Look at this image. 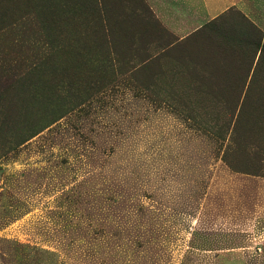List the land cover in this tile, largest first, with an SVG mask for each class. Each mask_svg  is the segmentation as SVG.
Here are the masks:
<instances>
[{"label":"rangeland","instance_id":"obj_1","mask_svg":"<svg viewBox=\"0 0 264 264\" xmlns=\"http://www.w3.org/2000/svg\"><path fill=\"white\" fill-rule=\"evenodd\" d=\"M136 1L0 0V264H264V23Z\"/></svg>","mask_w":264,"mask_h":264},{"label":"crops","instance_id":"obj_2","mask_svg":"<svg viewBox=\"0 0 264 264\" xmlns=\"http://www.w3.org/2000/svg\"><path fill=\"white\" fill-rule=\"evenodd\" d=\"M262 1L253 2L257 7L262 5ZM135 4L139 12L155 22L145 7L148 5L155 19L171 31L177 38L174 41L177 42L183 41L205 24L215 20L234 21L235 16L229 14L232 8L243 12L255 25L264 23V12H259L253 4L244 0H137ZM172 34L165 32L164 36L171 39Z\"/></svg>","mask_w":264,"mask_h":264},{"label":"trees","instance_id":"obj_3","mask_svg":"<svg viewBox=\"0 0 264 264\" xmlns=\"http://www.w3.org/2000/svg\"><path fill=\"white\" fill-rule=\"evenodd\" d=\"M253 27V26H252ZM252 30V32L253 33H255L256 32V34L258 33V34H260L261 36H263L262 34H261V32L257 29V28H255L254 27V30L253 29H251ZM261 40H262V37H261V39H260V42L258 41H252L253 42V44L256 46V53H257V51H261V56L263 55V53H264V43H262L261 44ZM261 60V57H260V59H259V61ZM257 66H258V64H257ZM250 86H248V88H247V94H245V95H248L249 94V90H250ZM244 89H245V85L243 86V91H242V93L244 92ZM243 95V94H242ZM242 95H241V98H242ZM246 97L247 96H245V98H244V100L242 101V103H240V101L239 100H237L238 102H237V104H236V108H235V110L236 109H238L237 111L239 112L238 113V117H237V120H236V122H235V127H234V130H235V128H236V125H237V122H238V120H239V117H240V115L243 113V109H244V106H245V104L247 103L246 102ZM248 98V97H247ZM224 127L226 128V131H229V128H230V125H224ZM226 131L224 130V135L222 134V135H220V139H222L223 141L225 140V133H226ZM230 166H234V164L232 163V162H229L228 163Z\"/></svg>","mask_w":264,"mask_h":264}]
</instances>
